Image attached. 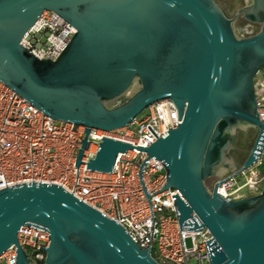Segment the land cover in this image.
Returning a JSON list of instances; mask_svg holds the SVG:
<instances>
[{
  "label": "water",
  "instance_id": "1",
  "mask_svg": "<svg viewBox=\"0 0 264 264\" xmlns=\"http://www.w3.org/2000/svg\"><path fill=\"white\" fill-rule=\"evenodd\" d=\"M74 32L55 58H39L20 38L43 10ZM239 12L258 25L240 36L214 0H0V81L45 116L84 125L75 165L90 127L113 130L147 105L170 98L179 123L146 146L162 160L160 189L177 188L181 226L191 212L212 237L209 264H264V183L256 193L222 199L214 182L247 169L264 146L252 77L264 64V0ZM253 128L242 161L237 129ZM102 136L89 170L108 172L116 153L132 148ZM147 198L149 195L145 193ZM33 223L48 233L42 264H158L123 226L59 184L23 182L0 188V253L14 244V264H29L17 241Z\"/></svg>",
  "mask_w": 264,
  "mask_h": 264
},
{
  "label": "built area",
  "instance_id": "2",
  "mask_svg": "<svg viewBox=\"0 0 264 264\" xmlns=\"http://www.w3.org/2000/svg\"><path fill=\"white\" fill-rule=\"evenodd\" d=\"M73 30L57 13L45 9L23 32L20 43L36 57L55 58ZM252 86L257 115L264 122V64L255 71ZM139 116L140 113L127 126L113 130L90 127L87 146L82 150L80 163L75 165L84 125L45 116L0 81V188L30 181L59 184L86 205L120 223L132 241L141 248H149L158 264H209L212 237L208 228L201 225L193 211L179 225L175 198L182 197L177 188L160 189L165 181L162 160L146 158L138 176L140 161L146 153L136 146L152 143L179 123L174 103L168 97L156 100ZM102 136L133 145L116 153L108 172L86 167ZM263 156L264 146L247 169L209 178L208 191L217 182L216 192L222 199L243 196L239 194L242 188L258 192L264 171L257 165ZM16 235L29 264H42L48 244L46 228L30 223L19 227ZM14 247L12 244L0 253V264H14Z\"/></svg>",
  "mask_w": 264,
  "mask_h": 264
},
{
  "label": "flooded vegetation",
  "instance_id": "3",
  "mask_svg": "<svg viewBox=\"0 0 264 264\" xmlns=\"http://www.w3.org/2000/svg\"><path fill=\"white\" fill-rule=\"evenodd\" d=\"M220 5V7L225 11L228 17H234L233 25L235 31L240 34V36H245L255 32L258 25L243 18L239 10L246 5L249 0H214ZM255 131L253 128L249 127L247 129H237L236 137L234 140L235 150L233 152L236 161L240 162L247 155L251 143L254 138ZM205 183H210V179L206 180Z\"/></svg>",
  "mask_w": 264,
  "mask_h": 264
},
{
  "label": "rangeland",
  "instance_id": "4",
  "mask_svg": "<svg viewBox=\"0 0 264 264\" xmlns=\"http://www.w3.org/2000/svg\"><path fill=\"white\" fill-rule=\"evenodd\" d=\"M142 114H143V110H141V113H140V116H139V117H141ZM263 183H264V182H263ZM263 183H262V184H263ZM252 193H256V192H254V191L249 192V191H247V189H245V188H242V189L240 190V192H239L240 195H246V196L252 195Z\"/></svg>",
  "mask_w": 264,
  "mask_h": 264
},
{
  "label": "trees",
  "instance_id": "5",
  "mask_svg": "<svg viewBox=\"0 0 264 264\" xmlns=\"http://www.w3.org/2000/svg\"><path fill=\"white\" fill-rule=\"evenodd\" d=\"M257 167L260 171H264V156L261 158L260 163H258Z\"/></svg>",
  "mask_w": 264,
  "mask_h": 264
}]
</instances>
